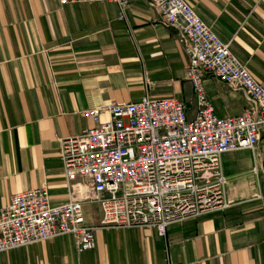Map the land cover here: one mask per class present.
<instances>
[{
  "label": "crops",
  "instance_id": "0c3cea01",
  "mask_svg": "<svg viewBox=\"0 0 264 264\" xmlns=\"http://www.w3.org/2000/svg\"><path fill=\"white\" fill-rule=\"evenodd\" d=\"M264 86V0H188ZM0 0V205L45 186L52 204L67 198L59 136L89 123L79 111L111 101L174 97L194 115V89L175 26L155 21L147 0ZM219 116L248 105L245 92L212 74L202 78ZM224 151L232 203L167 225H100L84 202L94 246L76 251L61 233L0 251V264H264V149ZM255 166V171L252 167Z\"/></svg>",
  "mask_w": 264,
  "mask_h": 264
},
{
  "label": "built area",
  "instance_id": "2783aa9c",
  "mask_svg": "<svg viewBox=\"0 0 264 264\" xmlns=\"http://www.w3.org/2000/svg\"><path fill=\"white\" fill-rule=\"evenodd\" d=\"M113 1L124 18L129 0ZM147 3L157 13L155 21L177 30L185 77L194 89V115L174 97L148 94L81 109L89 123L58 137L67 198L52 204L43 185L13 192L0 205V251L66 232L76 251L93 247L94 225L85 222L84 202L98 203L100 225H152L161 235L170 223L232 203L221 154L264 149V86L188 0ZM206 74L243 89L248 105L217 115L202 82ZM254 197L264 208V194L256 190Z\"/></svg>",
  "mask_w": 264,
  "mask_h": 264
}]
</instances>
